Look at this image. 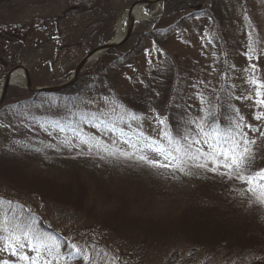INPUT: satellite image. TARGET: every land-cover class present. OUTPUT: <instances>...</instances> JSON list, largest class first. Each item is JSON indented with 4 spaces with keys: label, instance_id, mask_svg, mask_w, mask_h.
<instances>
[{
    "label": "rangeland",
    "instance_id": "1",
    "mask_svg": "<svg viewBox=\"0 0 264 264\" xmlns=\"http://www.w3.org/2000/svg\"><path fill=\"white\" fill-rule=\"evenodd\" d=\"M136 1L103 0L101 6L83 18L90 23L114 20L111 40L119 18ZM75 4L76 0H0V85L4 76L19 64L26 66L37 86L57 85L70 78L80 59L100 44L96 43L88 50L74 45L79 35L77 30L73 47L61 50L62 61L57 56L60 39L57 38L56 27L45 20L61 15ZM152 30L167 38L159 43L145 39L142 49L135 48L138 41ZM127 49L129 55L133 51L135 56L131 55V61L122 73L120 83L123 92L138 90V96L157 100L165 92L167 67L176 68L171 88L178 89L182 94L178 93L179 99L175 98L172 103V107L179 106L176 111L180 110L181 116L173 118L175 124L199 120L210 110L219 94V85L226 76L221 57L229 58L234 67L232 79L238 95L239 114L245 118V123L259 129L258 132H249V137L256 140L251 147L264 151V136L260 135V132H264V119H254L264 108L255 104V89L247 82L253 75L255 79L264 81V0H222L217 4L213 0H163L159 15L147 22L136 23ZM164 52L176 56L172 64L163 62ZM71 59L76 60L75 64H71ZM68 64V68H62ZM253 64L254 69L250 67ZM23 85L24 81L18 83L17 87ZM144 107H147V103H144ZM155 107L158 108L156 104ZM51 114L56 116L55 113ZM139 116L144 117L139 130L158 139L156 115L143 113ZM104 118L103 122L113 123L119 128L138 130L135 122L128 126V114H112L105 118L106 121ZM7 122L8 115L0 113V138L10 140L17 135L8 130ZM101 123L94 124L91 133L102 141L115 138ZM166 123L170 125L168 119ZM46 129L37 126L34 131L27 130L23 135L27 142L39 145L43 153L52 150L59 152L58 149L65 151L66 146L58 143L50 130ZM120 146L127 149L123 143ZM103 147L109 145L105 143ZM89 154L92 156L65 160L55 157L47 159L49 157L42 155L39 161L34 158L28 162L26 171H45L48 175L55 173L54 176L62 180L69 170H77L89 188L90 205H94V215L91 217L74 212L71 208H57L42 199H35L28 185L21 187L17 182L9 183L3 179H0V198L17 200L36 211L43 208L46 217L62 234L84 247L90 264H98L101 257L105 261L99 264H137L126 259L128 255L123 261L119 260L117 254L122 252L117 248V242L123 236L131 240L129 245L133 248L129 252L142 243L144 248L139 250L145 264H163L175 251L190 250L188 244L178 243L176 227H179L183 216L196 208L212 205L219 211H225L233 207L238 215H253L255 218L264 211V205L256 202V198L247 192L245 184H235L226 175L208 170H192L190 175L178 171L172 173L135 160L109 157L103 152L98 155L95 148ZM101 155L105 158L101 159ZM149 156L157 158L153 153H149ZM45 159L52 161L53 166L44 167L41 163ZM115 210L125 214L127 227L114 230V224L106 221L111 219L109 214ZM262 220L264 222V215ZM263 222L260 221V225ZM249 232L251 235L248 241L244 240L242 248L246 259L240 260L234 255L227 259L222 252L210 257L202 253L190 264H250L257 255L263 257L264 239L258 235L260 232ZM255 236L261 239L259 246H253L256 244ZM85 240L91 242L92 248ZM10 260L15 258L0 252V261Z\"/></svg>",
    "mask_w": 264,
    "mask_h": 264
},
{
    "label": "trees",
    "instance_id": "2",
    "mask_svg": "<svg viewBox=\"0 0 264 264\" xmlns=\"http://www.w3.org/2000/svg\"><path fill=\"white\" fill-rule=\"evenodd\" d=\"M220 1L222 0H213L215 4L220 3ZM102 3H104L103 0H76L73 8L71 7V9L61 15L59 14L45 20L56 27L57 38L58 40L60 39L57 56L62 61L61 50H68L73 47L72 42L75 39L77 30L79 31V35L77 41H75L76 39L74 40V45L85 47L86 50L91 49L96 43L101 44L110 40L114 20L90 23L83 18L88 13L96 10ZM105 3H108V1H105ZM73 29H76V31ZM64 34H66L65 37ZM166 38L161 37L156 30H152L138 41L135 48L142 49L145 44V39L159 43L162 39L164 41ZM128 43L129 41L117 49L106 53L96 60V62L85 66L77 81L68 89L59 92L36 93L23 87H9L6 98L0 106V113H5L6 116L8 115L9 122H7V125L9 129L6 128L11 132L13 131L14 136H17L10 140L0 138L1 180H6L9 183L17 182L21 187L28 185L31 189L30 192L35 195V199H42L45 203L48 202L49 205L57 208L59 206L62 208H71L74 212L88 214V217H91L94 215L92 214L94 212V205H90L89 188L77 170H69L67 177L60 180L54 176L55 173H49L48 175L45 171L39 170H31L28 173L26 171V164L34 158L39 161L42 155L49 157L47 159H53L55 157L58 160L69 158L83 159L91 157L92 155L86 153V151V154L78 155L79 149L77 147L71 148L67 146L66 150L63 147L65 151L58 149L59 152L52 150L50 153H43L39 145H34L25 140V131H34V127L37 126L48 128L46 130H50L58 143L63 145V142L67 139L71 140L73 144L79 145V140L76 139L77 136L99 139L96 134L91 133L92 131L90 129L94 124L101 121L103 128L108 129L115 138H119L122 144L124 140L128 139L135 141L138 130L123 129V132H121L122 128L115 126L113 123L103 122V117L106 118L112 114L120 113H133L136 115L151 113L156 115V110L160 116L166 117L170 121V127L173 131L183 129L185 122H181L180 124L172 122L173 118H181L180 110L176 111L179 106L177 108L172 107L174 99H179L177 94H182L178 89L172 90L171 88V83L174 81L175 67H167L168 74L167 80H165V92L157 100H152L149 96L143 97V99L136 94L138 90L135 92L122 91V85L120 83L122 73L130 63L131 55L135 56L133 51H131L130 55L129 52H126L128 50ZM225 50L227 49L225 48ZM231 55L232 53L228 56ZM175 57L164 52L163 62L168 65L172 64ZM221 58L222 61L224 60L223 68L226 76L219 85V94L209 107L210 110L206 113L212 114L209 117V122L215 118L217 122L226 127L228 119L234 114V109L239 110V102L236 87L232 79L234 67L229 62V58H224L223 56ZM68 62L65 61V63ZM75 62V59H71V64H75ZM69 66L70 64L62 66V68H68ZM144 103H147V107H144ZM155 104L158 106L157 109ZM113 108L115 109L114 111ZM181 111L185 112L184 109H181ZM51 113H55L56 116ZM191 115L192 112L190 111V117ZM73 148L75 149L73 150ZM253 149L255 152L253 168H264V151L255 150L254 147ZM44 150L46 149L44 148ZM41 164L44 167L53 166L52 161H46V159ZM194 171L198 172L199 170ZM207 172L212 171L208 170ZM58 178L61 177L58 176ZM230 180L235 184L240 183L239 180ZM13 201L16 202L18 209L20 206H23L25 210L24 215L30 220H34V226L37 230L54 237L63 246L62 251L72 252L69 245L75 239L70 240L62 234L54 226L52 221L46 217L43 208L40 211H36L27 208L17 200ZM109 215L111 219L108 218L106 221L114 224L112 229L116 230L119 227H127L126 216L120 210H115ZM263 215V210L255 218L253 215L247 214L240 216L233 207L227 208L225 211H219L212 205L196 208L189 214L183 216L180 219L179 227H176L178 243L181 245L182 242L188 244L191 247L190 250L175 251V253L165 259L163 264H190V262H195L202 253L210 257V255H215L219 252H222L227 259L234 255L237 259L240 258L241 260L243 258L244 260L246 259V254L242 248L245 244L244 240L248 241L251 235L249 230L254 234L260 232L258 235L264 239ZM260 221L263 222L261 225ZM260 237L255 236L256 244L253 246H259ZM85 241L88 243V247H90L91 242L89 240ZM129 241L127 237L123 236L117 242V248L122 252L117 254L119 260L123 261L125 255H128L126 259L128 258L129 261L137 264H145L146 261L139 250L144 248L142 243H140L141 245L139 244L140 246H134L136 250L129 252L133 248L132 245H129ZM127 246H130V248ZM239 248L241 250H237ZM235 250H237L236 253L233 252ZM137 253L139 255L135 257L134 255ZM101 261H105L103 257L100 258L98 264ZM82 262L81 257L73 255L67 261V264H90L89 261ZM250 264H264V256L258 257L257 255L251 260Z\"/></svg>",
    "mask_w": 264,
    "mask_h": 264
},
{
    "label": "snow or ice",
    "instance_id": "3",
    "mask_svg": "<svg viewBox=\"0 0 264 264\" xmlns=\"http://www.w3.org/2000/svg\"><path fill=\"white\" fill-rule=\"evenodd\" d=\"M250 67L254 69L255 65ZM247 82L255 89V104L264 108V81L255 79L253 75ZM211 115L206 113L199 120H189L185 122L182 130L173 131L166 123L167 118L157 113V139L139 130L142 128L141 121L144 117L128 113V126L135 122L138 135L135 141H123L127 149L120 146L119 138L112 137L108 141H102L77 136L79 145L67 139L63 143L67 147H77L78 155L91 153L95 148L98 155L103 152L109 157L135 160L154 169L169 170L172 173L178 171L190 175L192 170H209L226 175L229 179L245 184L247 192L256 198V202L264 204V168H253L255 152L251 146L256 144V140L249 137V132H258L259 129L245 123V118L239 114L238 109H234L226 127L215 118L209 122ZM254 119H264V111L256 114ZM260 135L264 136V132H260ZM105 143L109 147H103ZM149 153H153L157 158H151ZM100 158L105 157L101 155ZM24 211L23 206L19 209L16 207L15 201L0 198V252L15 258L0 261V264H67L73 255L81 257L84 261L90 260L84 247L74 242L69 245L72 252L62 251L63 246L51 235L37 230L34 220L26 217Z\"/></svg>",
    "mask_w": 264,
    "mask_h": 264
},
{
    "label": "water",
    "instance_id": "4",
    "mask_svg": "<svg viewBox=\"0 0 264 264\" xmlns=\"http://www.w3.org/2000/svg\"><path fill=\"white\" fill-rule=\"evenodd\" d=\"M163 0H138L136 2H134L127 10L128 13V25H127V30L125 35L118 39V40H110L109 42L106 43H102L100 45H97L95 47H93L88 53H86L78 62V64L76 65L72 76L65 82L57 84V85H48V86H37L33 81H32V77L31 74L29 72V70L26 68L25 65H16L15 67H13L5 76L3 79V89H2V93L0 95V106L3 103L8 89L10 86L16 85L15 83L12 82V75L13 73L18 70V69H22L24 71V88L32 91V92H59L65 89H68L69 87H71L78 79L80 73L82 72V70L84 69V67L90 63H92L93 61L99 59L102 55L110 52L113 49H117L118 47L124 45L131 37L133 30L135 28L136 25V18L133 15V11L134 8L139 5H150L153 3H162Z\"/></svg>",
    "mask_w": 264,
    "mask_h": 264
},
{
    "label": "bare ground",
    "instance_id": "5",
    "mask_svg": "<svg viewBox=\"0 0 264 264\" xmlns=\"http://www.w3.org/2000/svg\"><path fill=\"white\" fill-rule=\"evenodd\" d=\"M161 12V4L160 3H153L150 5H142L139 4L134 8L133 15L136 18L137 23L147 22ZM128 13L127 11L122 14L119 18L116 27H115V34L113 36L114 40H118L122 38L127 30L128 25ZM24 81V71L22 69L16 70L12 75V82L15 84L21 83ZM3 83L0 85V95L2 93Z\"/></svg>",
    "mask_w": 264,
    "mask_h": 264
}]
</instances>
